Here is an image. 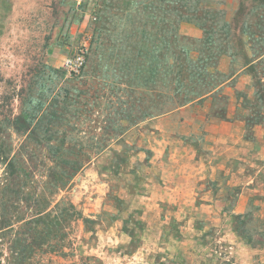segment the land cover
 I'll return each mask as SVG.
<instances>
[{"label":"rangeland","instance_id":"374dc122","mask_svg":"<svg viewBox=\"0 0 264 264\" xmlns=\"http://www.w3.org/2000/svg\"><path fill=\"white\" fill-rule=\"evenodd\" d=\"M209 2L231 20L240 0ZM168 6L174 33L179 8L176 3ZM127 15L128 7L121 2L109 7L94 0H0V143L9 144L5 150L11 149L27 173L21 181L32 201L23 204V216L35 213L37 199L41 211L53 212L66 227L61 252L37 256L38 264H174L164 255L178 249L182 216L157 196L150 198L159 179L147 174L154 152L141 132L150 129L147 120L204 100L181 104L185 57L175 45L173 58L152 60L148 53L136 52L131 56ZM117 18L123 21L114 26ZM182 27L195 26L180 25V34L187 38L203 37L201 30L200 37L185 35ZM156 28L153 33H161L159 24ZM87 38V64L80 74L69 75L65 59ZM241 47L250 54L249 46ZM222 58L231 66L226 73L220 71L224 76L217 83L228 82L224 90L238 106L235 118L264 122V66L244 68L242 61ZM241 71L247 77H239ZM221 93L205 108L211 107L209 116L223 119L229 98ZM37 103L44 104L37 112L55 122L42 123L50 134L40 131L37 139H30L26 132H15L12 124ZM197 115L196 110L184 116L188 123ZM194 136H188L187 143L193 144ZM4 177L5 166L0 165V183ZM7 200L9 193L1 188L0 204ZM11 213L0 206V225ZM234 218L238 231L251 232L248 215ZM1 243L6 257L8 246ZM139 251L146 254L135 257Z\"/></svg>","mask_w":264,"mask_h":264},{"label":"crops","instance_id":"0c3cea01","mask_svg":"<svg viewBox=\"0 0 264 264\" xmlns=\"http://www.w3.org/2000/svg\"><path fill=\"white\" fill-rule=\"evenodd\" d=\"M182 28L185 35L201 36L195 27ZM230 66L221 58L218 70L226 73ZM242 71L239 77H247ZM227 83L202 104L147 120L150 129L141 132L154 152L147 174L159 179V184L152 181L158 186L150 198L157 196L182 216L178 249L164 255L174 264H264V122L235 118L238 106L224 90ZM221 92L229 98L223 119L209 116L211 107L205 108ZM196 110L199 115L187 123L184 115ZM188 136H194L193 144L187 143ZM246 215L252 233L235 228L234 217ZM139 254L146 253L135 257Z\"/></svg>","mask_w":264,"mask_h":264},{"label":"trees","instance_id":"16d2710c","mask_svg":"<svg viewBox=\"0 0 264 264\" xmlns=\"http://www.w3.org/2000/svg\"><path fill=\"white\" fill-rule=\"evenodd\" d=\"M95 5L114 6L121 2L128 7L126 24L131 28V56L133 52L138 55L148 53L149 58H173L172 46L181 51L185 57L183 68L184 99L181 104L193 103L196 100H204L224 82L222 74L218 70L222 57H229L233 62H244V68L264 66V0H240L239 8L231 20L223 9L215 8L213 2L208 0H94ZM170 3H176L178 10L175 14L176 30L171 21ZM119 5V4H118ZM101 17L104 12L99 11ZM114 26H118L122 18H117ZM125 20V19H124ZM203 22V23H202ZM114 20H112V24ZM191 24L203 32L200 39H191L179 32L182 24ZM161 33H153L157 25ZM169 28V29H168ZM247 38L248 42H244ZM244 48L249 46L248 55ZM91 48V45H90ZM158 50L163 55H158ZM56 74L61 71L51 68ZM187 82V84H186ZM38 104V103H37ZM44 107L38 104L32 111H22L13 120V128L17 133L26 132L31 139L38 138V132L52 131L42 123L51 125L53 117H48L37 109ZM43 109V108H42ZM6 143H0V165L5 166V177L0 187L9 193V200L0 206L12 210L10 217L1 218L0 225V264H38L37 256L55 255L63 249L66 242V227L64 221L53 216L51 212L39 209L40 201L33 203L35 213L29 218L23 216V204L31 196H27L23 190L22 177L26 176L19 168L21 160L5 150ZM0 188V189H1ZM41 208V207H40ZM5 241L8 246V255L4 257ZM59 251L58 253H60ZM52 261H50V264Z\"/></svg>","mask_w":264,"mask_h":264},{"label":"built area","instance_id":"2783aa9c","mask_svg":"<svg viewBox=\"0 0 264 264\" xmlns=\"http://www.w3.org/2000/svg\"><path fill=\"white\" fill-rule=\"evenodd\" d=\"M91 40L84 39L75 52L65 59L64 71L69 75H78L87 64V57L90 52Z\"/></svg>","mask_w":264,"mask_h":264}]
</instances>
